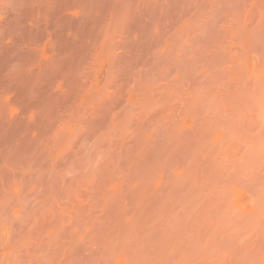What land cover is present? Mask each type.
<instances>
[{"label": "rangeland", "instance_id": "1", "mask_svg": "<svg viewBox=\"0 0 264 264\" xmlns=\"http://www.w3.org/2000/svg\"><path fill=\"white\" fill-rule=\"evenodd\" d=\"M0 264H264V0H0Z\"/></svg>", "mask_w": 264, "mask_h": 264}]
</instances>
